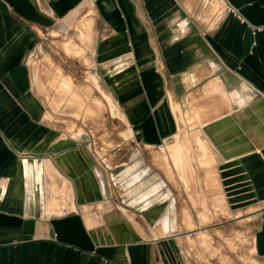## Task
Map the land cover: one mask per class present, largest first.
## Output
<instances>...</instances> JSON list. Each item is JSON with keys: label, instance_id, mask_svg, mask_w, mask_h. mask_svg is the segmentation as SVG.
I'll use <instances>...</instances> for the list:
<instances>
[{"label": "crops", "instance_id": "1", "mask_svg": "<svg viewBox=\"0 0 264 264\" xmlns=\"http://www.w3.org/2000/svg\"><path fill=\"white\" fill-rule=\"evenodd\" d=\"M229 1L240 15L205 0H0V264H200L177 226L186 185L147 207L115 197L111 165L91 143L58 137L39 116L27 55L40 30L82 17L95 23L96 71L116 77L142 127L138 142L174 135L180 103L206 93L193 106L216 113L201 126H220L223 192L257 220L251 250L264 262V29L254 30L264 0Z\"/></svg>", "mask_w": 264, "mask_h": 264}, {"label": "rangeland", "instance_id": "2", "mask_svg": "<svg viewBox=\"0 0 264 264\" xmlns=\"http://www.w3.org/2000/svg\"><path fill=\"white\" fill-rule=\"evenodd\" d=\"M233 8L237 13L226 10L222 14L240 15ZM212 13L210 10L206 19L207 27L215 23L210 20ZM92 20L82 17L76 23H59L39 31L38 41L27 55L33 99L41 108L39 116L58 137L71 136L75 145L91 143L98 158L111 165L115 197L122 196L128 201L138 197L141 202L136 206L147 207L160 195L167 197L170 190L174 191L169 185H186L176 188V200L181 202H177V208H183L177 226L181 244L192 247L190 255L200 264H264L251 250L257 220L232 210L234 205H230L228 195L223 192L227 175L223 169L229 163L225 165L222 139L217 136L220 126L215 122L201 126L216 113L210 106L200 111L193 106L205 101L206 93L182 101L181 112L174 110L177 119L174 135L154 145L138 142L134 133L142 131V127L131 121L122 106L116 77L100 75L94 67L96 29ZM263 29L264 24L254 27ZM71 39L83 49L81 53L66 49L65 43ZM68 77L72 81L70 88L68 84L61 86L63 78ZM225 84L228 93L236 86L232 82ZM212 94L217 95L209 92L207 97L211 99ZM178 146L180 164L173 156ZM158 183L163 186L159 191L158 187L153 189ZM202 183L206 187H201Z\"/></svg>", "mask_w": 264, "mask_h": 264}, {"label": "bare ground", "instance_id": "3", "mask_svg": "<svg viewBox=\"0 0 264 264\" xmlns=\"http://www.w3.org/2000/svg\"><path fill=\"white\" fill-rule=\"evenodd\" d=\"M75 41V40H74ZM73 41V39L67 41L65 44V47L68 51L70 52H76V53H81V51L83 50L82 48H80V46H78L77 44H75ZM71 79L68 77V78H63L62 80V84L61 86H67L66 84H68V87L71 86ZM70 88V87H69ZM81 94V93H80ZM179 153V154H178ZM180 153H181V150H180V147L178 146L177 150L173 152V156L175 158V161L176 163L180 164L182 161H180Z\"/></svg>", "mask_w": 264, "mask_h": 264}, {"label": "built area", "instance_id": "4", "mask_svg": "<svg viewBox=\"0 0 264 264\" xmlns=\"http://www.w3.org/2000/svg\"><path fill=\"white\" fill-rule=\"evenodd\" d=\"M207 2H211V4L216 6V9L223 13L226 10H232L235 13H237L236 9L233 8V6L228 2V0H205ZM224 6V7H223ZM222 8V9H221Z\"/></svg>", "mask_w": 264, "mask_h": 264}]
</instances>
